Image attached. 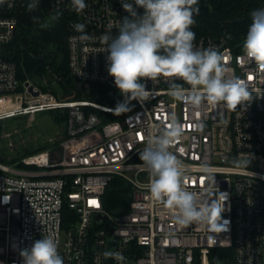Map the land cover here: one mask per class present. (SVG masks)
Segmentation results:
<instances>
[{
  "label": "built area",
  "instance_id": "2783aa9c",
  "mask_svg": "<svg viewBox=\"0 0 264 264\" xmlns=\"http://www.w3.org/2000/svg\"><path fill=\"white\" fill-rule=\"evenodd\" d=\"M208 1L198 0L197 7ZM29 2L0 5V119L65 108L66 133L58 159L55 149H47L24 160L35 169L0 162V264H23L20 251L49 235L56 238L64 264H264V69L242 50L247 30L241 37L230 32L195 35L193 43L196 49L222 54L226 78L249 83L250 104L231 110L222 102L204 101L193 108L170 97L168 78L161 76L142 81L150 92L145 101L133 100L127 111L115 113L112 109L124 97L108 74L101 37L118 35L121 20L130 18L122 2L132 0H85L87 7L79 14L71 0H40L35 12L66 16L71 75L94 88L91 96L67 101L40 90L33 95L25 82L20 89L18 65L4 56L22 14L33 13L27 10ZM133 7L143 15V8ZM77 23L85 25L89 39H80L73 27ZM172 116L183 128L171 151L188 166L185 187L206 203L215 191L214 176L219 193L227 197L221 214L230 222L227 231L213 227L215 215L206 224L178 225L173 210L150 199L148 180L138 177L147 172L139 153ZM114 177L130 187L129 207L120 213L104 206ZM107 250L119 251L125 260L104 258Z\"/></svg>",
  "mask_w": 264,
  "mask_h": 264
},
{
  "label": "clouds",
  "instance_id": "9594fccd",
  "mask_svg": "<svg viewBox=\"0 0 264 264\" xmlns=\"http://www.w3.org/2000/svg\"><path fill=\"white\" fill-rule=\"evenodd\" d=\"M6 0H0L4 5ZM40 0H30L26 5L29 12L39 8ZM133 5L143 8L138 15ZM198 0H132L122 2L130 18L121 20L118 35L104 34L101 37L107 52L108 74L124 97L113 110L124 113L131 101H145L150 92L142 81H156L161 76L168 78V95L177 101L199 108L202 102L223 103L228 109L236 110L253 100V91L245 79L233 76L226 78L223 56L217 50H199L194 47V15L198 14ZM11 7V5H8ZM73 11L81 13L87 7L85 0H71ZM59 13L52 17L58 19ZM33 23L41 28L49 27V21L40 16L32 17ZM74 29L81 33V40L90 37L85 25L77 23ZM242 50L250 62L264 69V8L251 12V21L243 41ZM177 81H182L178 83ZM188 85L189 88H185ZM264 95V94H262ZM167 128L148 139L139 153V159L148 172L146 188L149 198L174 212V221L181 226L193 223H207L214 215L213 227L228 230L227 220H222L226 195L219 193L214 180L212 199L201 204L198 194L185 187L187 165L171 151L172 146L182 138L183 128L175 116L170 118ZM201 129L203 125L199 126ZM218 197H223L222 201ZM23 264H64L58 253L55 237L43 236L31 248L20 251ZM104 258L123 262L125 257L119 251L107 250Z\"/></svg>",
  "mask_w": 264,
  "mask_h": 264
},
{
  "label": "trees",
  "instance_id": "16d2710c",
  "mask_svg": "<svg viewBox=\"0 0 264 264\" xmlns=\"http://www.w3.org/2000/svg\"><path fill=\"white\" fill-rule=\"evenodd\" d=\"M263 1L210 0L202 3L198 14L194 15L195 24L191 30L196 36L201 34L220 35L230 32L236 37H241L250 24L251 12L259 9ZM34 15L47 19L49 27L41 28L38 24L33 23ZM67 36L65 15H59L58 19H52L40 12L24 13L21 16L17 35L4 46V56L16 61L21 83L32 81L41 86L43 90L51 89L57 95L61 92L69 94L74 90L77 98L91 96L94 93V88L86 86L71 75L68 65ZM41 58L46 61V65ZM51 74L55 75L59 87L52 84L48 87L38 79L43 75L50 76ZM49 82H51L50 79ZM22 87L20 86V89ZM57 115L66 120L67 110L60 114L57 112ZM45 148H47L45 145L39 148L32 147L25 149L23 153H37ZM0 160H4V158L0 156ZM130 199V187L127 182L114 177L103 196L105 208L112 213L123 212L128 209Z\"/></svg>",
  "mask_w": 264,
  "mask_h": 264
},
{
  "label": "rangeland",
  "instance_id": "374dc122",
  "mask_svg": "<svg viewBox=\"0 0 264 264\" xmlns=\"http://www.w3.org/2000/svg\"><path fill=\"white\" fill-rule=\"evenodd\" d=\"M32 32V31H31ZM20 30V34H21ZM41 83L58 86L55 75H43L38 78ZM49 79L51 82H49ZM36 89L41 92L49 93L58 101H67L76 99V92L73 90L69 94L61 92L59 95L53 93L51 89L43 90L41 86L30 81ZM22 82V85L23 86ZM65 108L46 109L32 113H23L19 115L8 116L0 119V156L4 160L0 162L13 164L24 170L35 169L34 165H28L24 162L26 157L34 153H23L25 149L45 145L44 150L55 149L54 157L59 158V147L66 130V120L57 115ZM142 180H148V172H142L138 175Z\"/></svg>",
  "mask_w": 264,
  "mask_h": 264
},
{
  "label": "water",
  "instance_id": "95a60500",
  "mask_svg": "<svg viewBox=\"0 0 264 264\" xmlns=\"http://www.w3.org/2000/svg\"><path fill=\"white\" fill-rule=\"evenodd\" d=\"M41 60L43 61V63H44L45 65L47 64L46 61H45L43 58H41ZM25 84L28 86L29 91H30L33 95H38V94H39V90H35V89H34V85H32V84L30 83V81H26ZM98 220H99V222H102V221H103V216H102V215H99Z\"/></svg>",
  "mask_w": 264,
  "mask_h": 264
},
{
  "label": "snow or ice",
  "instance_id": "6c2138e0",
  "mask_svg": "<svg viewBox=\"0 0 264 264\" xmlns=\"http://www.w3.org/2000/svg\"><path fill=\"white\" fill-rule=\"evenodd\" d=\"M92 203H95V201H93Z\"/></svg>",
  "mask_w": 264,
  "mask_h": 264
}]
</instances>
